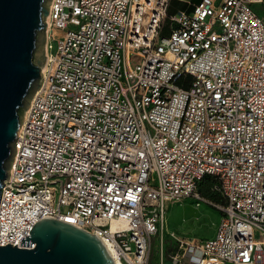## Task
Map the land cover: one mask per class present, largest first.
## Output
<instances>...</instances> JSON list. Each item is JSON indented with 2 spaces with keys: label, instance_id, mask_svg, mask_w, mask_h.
Instances as JSON below:
<instances>
[{
  "label": "built area",
  "instance_id": "1",
  "mask_svg": "<svg viewBox=\"0 0 264 264\" xmlns=\"http://www.w3.org/2000/svg\"><path fill=\"white\" fill-rule=\"evenodd\" d=\"M263 1L199 0L161 35L170 0H52L0 245L33 248L21 238L56 217L105 239L117 264H149L166 204L192 199L220 223L173 264H264ZM206 176L220 201L200 192Z\"/></svg>",
  "mask_w": 264,
  "mask_h": 264
},
{
  "label": "water",
  "instance_id": "2",
  "mask_svg": "<svg viewBox=\"0 0 264 264\" xmlns=\"http://www.w3.org/2000/svg\"><path fill=\"white\" fill-rule=\"evenodd\" d=\"M52 0H0V198L23 114L43 79ZM0 245V264H116L102 239L70 221L43 216L21 245Z\"/></svg>",
  "mask_w": 264,
  "mask_h": 264
},
{
  "label": "rangeland",
  "instance_id": "3",
  "mask_svg": "<svg viewBox=\"0 0 264 264\" xmlns=\"http://www.w3.org/2000/svg\"><path fill=\"white\" fill-rule=\"evenodd\" d=\"M197 1L199 0H190ZM187 5L182 0H171L162 22L161 35H168L171 31L170 15ZM220 217L221 212L207 202L198 204L192 199L168 202L164 229L152 239L149 264H173L172 255L183 251L181 241L197 242L213 237ZM184 261H189V257H184L182 264H185Z\"/></svg>",
  "mask_w": 264,
  "mask_h": 264
},
{
  "label": "trees",
  "instance_id": "4",
  "mask_svg": "<svg viewBox=\"0 0 264 264\" xmlns=\"http://www.w3.org/2000/svg\"><path fill=\"white\" fill-rule=\"evenodd\" d=\"M212 177L206 176L199 185L200 192L213 201H220L219 196L212 190Z\"/></svg>",
  "mask_w": 264,
  "mask_h": 264
},
{
  "label": "bare ground",
  "instance_id": "5",
  "mask_svg": "<svg viewBox=\"0 0 264 264\" xmlns=\"http://www.w3.org/2000/svg\"><path fill=\"white\" fill-rule=\"evenodd\" d=\"M47 20H49V18ZM123 226H126V222L124 220H121V219L111 220V222H110L111 229H115L116 227H123ZM101 239H102V241L104 242V244L106 245V247L108 248L109 252L111 253V255L114 258V249L112 248L111 244L108 243L105 239H103V238H101Z\"/></svg>",
  "mask_w": 264,
  "mask_h": 264
},
{
  "label": "crops",
  "instance_id": "6",
  "mask_svg": "<svg viewBox=\"0 0 264 264\" xmlns=\"http://www.w3.org/2000/svg\"><path fill=\"white\" fill-rule=\"evenodd\" d=\"M182 1L188 3V5L185 8H183V9H186V10L191 9L192 6H193V4L195 3V2H190V0H182ZM170 2H171V0H170ZM254 7H255L256 11L260 15H263L264 16V1L263 2H259V3H255L254 4ZM184 263L185 264H195V263H193V261H190V260L189 261H184Z\"/></svg>",
  "mask_w": 264,
  "mask_h": 264
}]
</instances>
